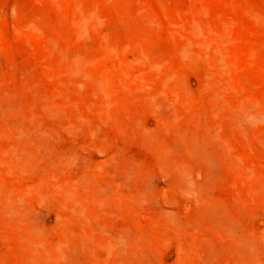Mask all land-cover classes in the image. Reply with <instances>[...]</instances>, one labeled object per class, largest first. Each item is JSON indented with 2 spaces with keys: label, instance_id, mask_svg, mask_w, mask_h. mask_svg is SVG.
Wrapping results in <instances>:
<instances>
[{
  "label": "rangeland",
  "instance_id": "1",
  "mask_svg": "<svg viewBox=\"0 0 264 264\" xmlns=\"http://www.w3.org/2000/svg\"><path fill=\"white\" fill-rule=\"evenodd\" d=\"M0 264H264V0H0Z\"/></svg>",
  "mask_w": 264,
  "mask_h": 264
}]
</instances>
